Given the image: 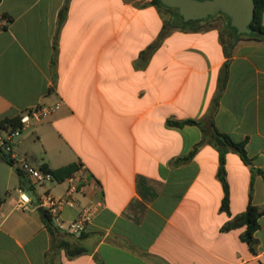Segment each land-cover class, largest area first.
<instances>
[{"label": "crops", "instance_id": "1", "mask_svg": "<svg viewBox=\"0 0 264 264\" xmlns=\"http://www.w3.org/2000/svg\"><path fill=\"white\" fill-rule=\"evenodd\" d=\"M63 4L0 0V119L58 103L11 152L77 165L64 223L99 205L81 236L50 232L37 194L64 197L68 176L31 190L0 149V264H264V36L232 33L222 15L184 26L150 0ZM185 119L199 124L173 123ZM209 123L250 160L224 153L226 209ZM248 204L261 210L256 254L242 228L221 230ZM62 241L83 251L68 257Z\"/></svg>", "mask_w": 264, "mask_h": 264}, {"label": "trees", "instance_id": "2", "mask_svg": "<svg viewBox=\"0 0 264 264\" xmlns=\"http://www.w3.org/2000/svg\"><path fill=\"white\" fill-rule=\"evenodd\" d=\"M68 0H64L63 8L65 7ZM254 3V11H253V17L251 18L249 24L247 25L248 28L251 30L249 33L253 36H264V25L261 23V15L264 12V0H252ZM151 4L157 5L162 8H169L167 6H164L160 3L159 0H150ZM174 9L176 11L177 19L181 22L182 25H190L194 24L198 21H201L203 19L199 20H189V21H181V18L178 14V11L176 8H170ZM215 15H222L226 20V28L232 32L235 33V28L230 27L228 22V18L222 14V13H216L212 16H208L207 18L213 17ZM205 18V19H207ZM244 35V34H240ZM28 111V110H27ZM174 124H184V123H194L199 124L198 121L192 120V119H185L182 121H173ZM22 127V124L19 121V115H15L13 117H3L0 119V131H7L11 132L16 129H20ZM209 141L217 148L218 150V166H217V177L220 180L223 188V195L221 199V208L226 209L227 207V200H228V188L227 183L225 180V170H224V153L227 150H232L236 152L241 159L242 162L245 164H248L250 162L249 158L246 155L245 149H244V142L242 141H234L232 140L227 134L219 132L212 123H209ZM193 154V150H191L186 155L180 157L179 159L185 160L188 159ZM6 162H9L8 160H5ZM77 165L73 163L66 164L64 166L55 168V169H49L45 164H40L39 169L44 172H49L52 175V178L56 180H62L63 178L69 176L75 169ZM17 172L21 174V171L17 168ZM261 214V210L259 207L248 204L246 208L235 214L233 217H231L229 220L225 221L221 225V230H230V229H237L242 228V231L240 233V239L245 242L247 245V248L251 254H256V245H257V239L254 236V232L258 229L259 223H258V217ZM42 220L47 229L50 232L55 231H61L59 230L55 225H53L48 213L44 211L42 213ZM64 232V231H61ZM81 233L77 235L78 237L81 236ZM60 246H62L68 257H73L75 255L80 254L83 249L81 247H70V245L62 241L60 242Z\"/></svg>", "mask_w": 264, "mask_h": 264}, {"label": "built area", "instance_id": "3", "mask_svg": "<svg viewBox=\"0 0 264 264\" xmlns=\"http://www.w3.org/2000/svg\"><path fill=\"white\" fill-rule=\"evenodd\" d=\"M58 103L52 106H38L28 111H24L19 115V121L23 125L29 122H37L43 117L48 115L53 109L58 107ZM16 129L11 132L1 131L0 135V149L6 154L5 160L10 163H16L21 173L27 175L32 183L43 184L46 181L52 179V175L49 172L41 171L39 168L31 166L23 158H19L11 152V143L13 137L16 136L19 131ZM77 178L74 176L67 177V194L64 197H52L49 194L41 193L37 194L39 199V205L46 211L53 223L59 230L72 235H79L85 228L87 223L91 220L94 212L96 211L99 203H89L79 208L78 214L75 219L64 223L59 216L60 211L64 206L75 207L76 202L71 197L70 193L75 190ZM31 201V196L27 195L23 190L19 191L18 197L15 201V205L19 208L25 209L27 204Z\"/></svg>", "mask_w": 264, "mask_h": 264}, {"label": "water", "instance_id": "4", "mask_svg": "<svg viewBox=\"0 0 264 264\" xmlns=\"http://www.w3.org/2000/svg\"><path fill=\"white\" fill-rule=\"evenodd\" d=\"M164 6L176 8L181 21L205 19L216 13L224 14L236 34H249L248 24L253 17L252 0H159ZM31 196L29 191L25 192ZM37 211L41 212L38 207Z\"/></svg>", "mask_w": 264, "mask_h": 264}, {"label": "rangeland", "instance_id": "5", "mask_svg": "<svg viewBox=\"0 0 264 264\" xmlns=\"http://www.w3.org/2000/svg\"><path fill=\"white\" fill-rule=\"evenodd\" d=\"M218 18L216 19V20H219V16H217ZM26 125H30V127H32V125H33V122L31 121V122H29V123H27ZM29 186H31V190H32V188H34V189H40V184L39 183H30V185H28V187Z\"/></svg>", "mask_w": 264, "mask_h": 264}]
</instances>
